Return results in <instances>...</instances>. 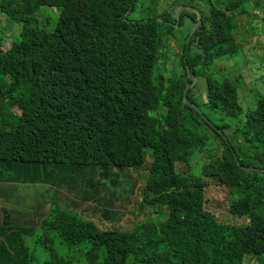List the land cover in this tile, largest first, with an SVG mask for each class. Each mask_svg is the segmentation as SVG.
Returning a JSON list of instances; mask_svg holds the SVG:
<instances>
[{
  "label": "trees",
  "instance_id": "obj_1",
  "mask_svg": "<svg viewBox=\"0 0 264 264\" xmlns=\"http://www.w3.org/2000/svg\"><path fill=\"white\" fill-rule=\"evenodd\" d=\"M140 1L0 0L17 34L0 30V186L45 184L88 202L126 183L121 200L140 181L132 215H157L101 228L51 200L29 253L27 231L9 233L3 209L0 264H264V52L239 44L233 19L264 15V0H186L201 19L190 35L197 15L174 13L183 0H151V17L130 20ZM251 56L261 57L258 74L243 96L241 76L219 60ZM207 203H223L230 220ZM48 242L67 253L42 260Z\"/></svg>",
  "mask_w": 264,
  "mask_h": 264
},
{
  "label": "rangeland",
  "instance_id": "obj_2",
  "mask_svg": "<svg viewBox=\"0 0 264 264\" xmlns=\"http://www.w3.org/2000/svg\"><path fill=\"white\" fill-rule=\"evenodd\" d=\"M151 0H141L138 3V8L135 12L130 13L128 15L129 19L131 20H141L145 19L147 17H151L152 13L155 10L151 9L150 6ZM206 4H208L207 1H204ZM160 6L162 8H165L167 5L164 2H160ZM181 6L178 7H185L183 4L186 3V0H183ZM209 5V4H208ZM177 7V8H178ZM190 11L195 10L194 6H186ZM174 10V13L176 14V10ZM159 9V10H160ZM128 11L126 12V14ZM125 14V15H126ZM255 16L256 18H254ZM263 14L257 13L255 11H252L249 15H238L234 14L233 19L236 23V29L234 31V37L237 41H239V44H243L246 42L249 45H254L252 48L254 49V52L256 54H261L264 52V22H263ZM161 22L160 19H157ZM175 26V24H174ZM176 29V26H175ZM0 30L3 33L2 35L9 36V38H12V40L17 39V34L11 33L10 27L6 24L5 17L0 14ZM182 31V30H181ZM192 31V30H191ZM190 31V33H191ZM174 34H178V32H173ZM189 33V35H190ZM165 49L161 50L160 52L164 53ZM251 54H247V57H249ZM253 56V54H252ZM251 56V60L247 64H238V62L241 61V59L237 60H219L221 61V65L219 66V69H223L225 74L230 73L231 76H241L242 81L244 82L241 86V94L243 96H248L247 93L253 89L254 82L257 79L258 74V68L255 66L256 63H260V56L256 57L253 61V58ZM245 59V58H244ZM243 60V59H242ZM219 70L216 71L218 74ZM239 74V75H238ZM251 105V104H247ZM245 108L246 105L243 104ZM123 172V171H122ZM125 174V172L123 173ZM140 171H136L134 173H127V179H139ZM96 179V177H95ZM208 183H212L211 181H208ZM12 185H15L13 187ZM7 184L6 188L11 189L15 193V199H11L9 197V190L5 188V184H1L0 191H3L6 193V196L0 193V225L3 218V209H6L8 213L10 214L9 224L11 231H20L25 230L27 232L21 231L19 236L20 240L22 242L23 246H27L28 252L31 253L34 245V241L37 240L35 232L32 230V227L38 223V220L45 216L48 210V205L51 200H56L57 203H59L61 206H63V203L67 207L73 208L76 213L82 216L83 219L91 220L95 222L99 227L104 228L103 223H107L112 227L113 229H120L122 226H128L133 227L137 222L142 221L144 218L155 220L157 218V215L153 213L155 211L154 208L147 207L143 210L142 214L132 215V206L135 202H140L141 198V190H140V181L135 186L134 192L129 193L128 196L123 197V199L118 200V192L123 189V187L126 185L124 183L123 186L114 188V195L112 194V188H107L106 190H100V194L96 197H94V200H90L88 202L80 201L78 197L72 193L66 190V188H59V187H51L45 184H37V185H27V186H16V184ZM13 187V188H12ZM209 194L213 197H216L218 194L223 195V192L218 188L214 187L212 189L209 188ZM3 195V197H2ZM61 200V201H60ZM97 200V201H96ZM225 200L222 199L220 202H224ZM63 202V203H62ZM68 204V205H67ZM221 205H217L216 203H207L205 206L206 210L212 211L214 215H216L217 219L221 222H225L228 219L230 220V217L228 215H223V210L225 208V205L223 203H220ZM221 207V209H220ZM224 207V208H223ZM104 211H108L110 216L108 218L103 219L101 217L102 213ZM167 209H163L161 213L166 212ZM166 213L160 217V220L165 219ZM115 218V221L112 223H109V220ZM232 222H240V219L233 220ZM22 227V228H19ZM28 229L31 231L29 232ZM9 236V235H8ZM10 237V236H9ZM48 239V237H46ZM8 240V239H7ZM27 241V243H26ZM0 245L6 246L4 242L1 241L0 238ZM47 245L49 248L51 247V251L45 246ZM58 245V248L56 246ZM43 246H45V250L39 251L37 254H39L42 258V260L45 261H54V258L62 257L59 249L65 250L67 253V247H65L64 244H50L44 243ZM52 247L54 250H52ZM65 248V249H64ZM56 250V251H55ZM76 250H79L78 248L73 249L72 251L76 252ZM19 258H21V255H19Z\"/></svg>",
  "mask_w": 264,
  "mask_h": 264
},
{
  "label": "water",
  "instance_id": "obj_3",
  "mask_svg": "<svg viewBox=\"0 0 264 264\" xmlns=\"http://www.w3.org/2000/svg\"><path fill=\"white\" fill-rule=\"evenodd\" d=\"M181 11L188 12V13L193 12V13H195L197 15L196 23L194 24V27L192 28V31H191V34H192L201 25L200 14H199V12L196 9L193 10V11H190L188 9V7H178L177 10H176V14H175L176 19H178V14ZM175 26L177 27V23L175 24ZM187 75H188V78L191 80V85L189 86V88H190V87H192L195 84L197 79L192 74H190L188 70H187ZM185 91H186V89L184 90V92ZM183 102L186 103L187 105H190V103L187 101V99L185 97L183 98ZM244 170L245 171H252L251 169H246V168H244ZM254 171H257V170H254ZM262 173L264 174V170H262Z\"/></svg>",
  "mask_w": 264,
  "mask_h": 264
},
{
  "label": "clouds",
  "instance_id": "obj_4",
  "mask_svg": "<svg viewBox=\"0 0 264 264\" xmlns=\"http://www.w3.org/2000/svg\"><path fill=\"white\" fill-rule=\"evenodd\" d=\"M191 30H192V29H191ZM196 30H197V29H196ZM190 34H191V33H190ZM195 83H196V82H195ZM189 86H190V85H189ZM189 86H188L187 88H189ZM187 88H185V89L187 90ZM185 89H184V90H185ZM185 104H186V103H185Z\"/></svg>",
  "mask_w": 264,
  "mask_h": 264
}]
</instances>
